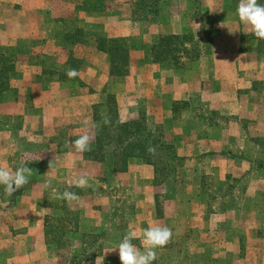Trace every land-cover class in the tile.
I'll return each mask as SVG.
<instances>
[{"label":"crops","instance_id":"crops-1","mask_svg":"<svg viewBox=\"0 0 264 264\" xmlns=\"http://www.w3.org/2000/svg\"><path fill=\"white\" fill-rule=\"evenodd\" d=\"M263 2L173 0L160 15L141 20L128 0L100 10L78 9L74 0H0V46L16 56L0 93V164L6 172L17 164L13 178L29 181L25 189L0 191V264H54L58 242L50 224L61 220L69 237L109 230L124 193L139 196L144 221L137 236L156 231L149 221L164 187L154 182V166L130 156L118 172L108 158L84 156L96 147L101 123L94 112L108 116L109 96L120 122L145 115L185 158V209L202 207L193 182L200 163L210 164H203L204 174L220 183L246 178L228 223L243 239L245 264H264V38L255 35ZM65 22L82 29L88 43L75 47L54 38L57 23ZM163 34L193 36L198 55L181 56V66L156 61L152 48ZM209 35L212 43L203 47ZM98 36L128 40L126 75L106 72ZM77 57L79 69L72 67Z\"/></svg>","mask_w":264,"mask_h":264},{"label":"rangeland","instance_id":"rangeland-1","mask_svg":"<svg viewBox=\"0 0 264 264\" xmlns=\"http://www.w3.org/2000/svg\"><path fill=\"white\" fill-rule=\"evenodd\" d=\"M74 1L78 2L76 6L78 9L84 10V0ZM92 1L95 5H101L102 9L108 7L109 2L114 4L113 0ZM128 2H130V4L127 3L130 6L125 7L129 6L136 18L145 20L148 17L152 18L163 13V9L173 0H128ZM262 4L264 5V2ZM260 14L264 13H258L257 15L255 35L262 36L261 34H263L264 37V19L260 18ZM57 24L55 27L58 28L55 30L54 38L75 47L88 43L87 35L82 29L72 28L70 22H65L63 26ZM167 35L171 34H163L162 37ZM100 38L105 37H96V48L102 54L101 58L106 67V72L111 76L109 73V55L98 49V39ZM124 39L128 49V40ZM198 42L194 37H188L186 40L171 39L169 44L162 45L165 46V49L158 62L173 64L174 66H177L178 63L182 65L181 56L185 55L188 59L196 58L192 56L199 53L200 43ZM211 43L212 35H209L203 42V47L208 48ZM16 44L20 45V41ZM262 48L264 49V44ZM74 53L78 55L77 52ZM50 57L53 58V54H50ZM77 58L72 60V67L75 69L83 66L82 61L79 60L80 58ZM175 60H178V62ZM15 62V49H6L0 46V93L8 85V77L14 69ZM174 108L178 113L181 110V104L176 103ZM144 117L145 123L149 127L153 128L157 125L164 134L161 124L154 123L145 115ZM99 121L102 125L101 120ZM146 133L148 132L145 130ZM2 150L4 155L6 151L4 148ZM185 162L183 157L182 164L168 173L169 178L173 176L176 180H168L167 185L157 182L154 178L157 185L164 187V193L156 194L153 201V214L149 222L151 227L156 230L155 232L151 231L149 235L137 236L140 233L137 230L138 226L143 225L144 221L136 204L139 196L124 193L118 199V202H115L114 212L111 216V222L115 224V227H111L109 230H103L102 232L96 230L92 233L84 231L83 238L81 236L69 237L66 236V232L64 233V228L60 226V224H64L61 220L58 222L55 220L50 224L53 228V230H50V238L61 240L60 243L55 245L58 256L54 260V264H245L243 239L230 231L228 221L230 220L229 217H231V220L232 216L236 217L235 212H238L240 208L246 178L243 176L227 178L224 185V183L218 182L212 176L213 174H204L202 168L204 163H200L202 173L200 172L201 175H194L193 182L198 183L200 186L199 200L202 207L199 209L195 205L185 209V205L181 202H186L184 188L187 181L186 177H190ZM204 165L210 166V164ZM16 167L18 165L14 164L13 172H6L4 164L2 167L0 164V191L16 192L27 188L29 181H20L18 178H13ZM6 174L11 178L6 177ZM15 198L14 195L10 197L12 200ZM227 207L230 211L229 215ZM136 216L137 219L134 218ZM129 226H131L130 229ZM164 228L167 229L166 235H164ZM71 238L76 241L70 242ZM46 264L52 263L48 261Z\"/></svg>","mask_w":264,"mask_h":264},{"label":"trees","instance_id":"trees-1","mask_svg":"<svg viewBox=\"0 0 264 264\" xmlns=\"http://www.w3.org/2000/svg\"><path fill=\"white\" fill-rule=\"evenodd\" d=\"M102 8L101 5L93 4L92 0H84V10H100ZM260 18L264 19V14H260ZM188 37L193 38V36L189 34L183 36L167 35L160 37L158 43L153 46L152 52L154 59L156 61L160 60L159 58H161L165 49V46L162 45L165 43L169 44L171 39L186 40ZM98 49L109 55V73L111 75L121 76L127 74L128 49L124 38H100L98 39ZM197 55L198 54L192 57H196ZM175 61L178 62V60ZM180 65L181 64L178 63L177 66ZM94 118L101 120L102 125L101 128L96 131L95 149L93 151L84 152L85 158L99 161L108 158L110 162H112L113 169L121 172L126 168L128 157L136 156L141 158L144 162L154 166L155 179L157 182L167 185L168 180L174 179L173 176L169 178L168 173L182 164L183 157L177 155L173 143L165 140L164 134L159 126L156 125L153 128L149 127V125L145 123L144 116H138L135 119L120 122L113 96L108 97V116L102 118L94 112ZM145 130L148 133L145 134ZM62 226L64 228L63 224ZM77 231L78 230L74 231L77 236L83 238L82 236L85 234L84 231L80 233H77ZM65 232L67 234V231L64 230V233ZM54 240H57L58 243L61 242L60 239ZM74 260L76 259L74 258Z\"/></svg>","mask_w":264,"mask_h":264}]
</instances>
